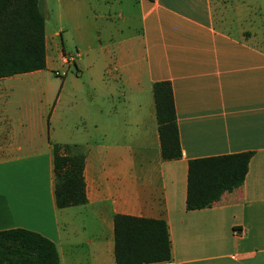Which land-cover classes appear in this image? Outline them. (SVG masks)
Instances as JSON below:
<instances>
[{"label":"crops","instance_id":"0c3cea01","mask_svg":"<svg viewBox=\"0 0 264 264\" xmlns=\"http://www.w3.org/2000/svg\"><path fill=\"white\" fill-rule=\"evenodd\" d=\"M44 3L46 66L64 52L63 31H73L77 71L40 108L38 95L10 107L18 102L0 83V229L49 237L60 264H116L114 215L162 218L171 258L140 264H264V32L244 2ZM159 80L172 87L178 158L161 157ZM54 143L85 154V203L57 206ZM239 151H252L243 183L187 209L188 161Z\"/></svg>","mask_w":264,"mask_h":264},{"label":"trees","instance_id":"16d2710c","mask_svg":"<svg viewBox=\"0 0 264 264\" xmlns=\"http://www.w3.org/2000/svg\"><path fill=\"white\" fill-rule=\"evenodd\" d=\"M44 0H0V77L46 67ZM152 92L161 157L182 155L170 81L153 82ZM54 193L58 207L87 201L85 154L68 144L54 143ZM252 151L192 158L188 161L186 208L213 205L222 193L240 186ZM116 264H140L171 258L165 219L116 213ZM0 264H60L56 243L42 233L24 228L0 229Z\"/></svg>","mask_w":264,"mask_h":264},{"label":"rangeland","instance_id":"374dc122","mask_svg":"<svg viewBox=\"0 0 264 264\" xmlns=\"http://www.w3.org/2000/svg\"><path fill=\"white\" fill-rule=\"evenodd\" d=\"M243 1L245 6L247 7V15L244 11L246 17H251L252 21L256 22V26H259L261 31L264 32V0H240ZM232 3V2H231ZM242 3V2H241ZM233 5V4H232ZM41 9L44 13V16L47 17L46 4H41ZM228 14L233 15V8L231 4L228 7ZM249 14V15H248ZM222 15V14H221ZM214 19L217 24H223V17L215 14ZM54 20V19H53ZM53 20L49 23V27L54 26ZM51 24V26H50ZM73 31H63V35L65 36V48L64 53L69 54L76 51V46L72 41ZM58 42L61 43L60 35L57 36ZM60 60H56L53 63H50L43 69L34 70L30 72L17 73L14 75H8L2 77L0 79V83L4 85V91L10 94V98L16 100L18 103H10L9 106L15 109H18L19 106H25L24 102L30 103V100H36L38 95V102L35 103V106L38 108L41 107L40 100L43 99L45 101L47 92L51 90H57L59 87L60 81L63 79L65 75H69L70 73H75L76 67L73 63L68 66L67 64L61 63ZM58 71L56 73L55 71ZM86 75V72H83ZM44 94V96L42 95ZM45 105V113H47L50 108L49 104ZM45 113L43 117V122H45Z\"/></svg>","mask_w":264,"mask_h":264},{"label":"built area","instance_id":"2783aa9c","mask_svg":"<svg viewBox=\"0 0 264 264\" xmlns=\"http://www.w3.org/2000/svg\"><path fill=\"white\" fill-rule=\"evenodd\" d=\"M76 54H77V51L72 52V53H69V54H66V53L63 52L60 55V59H61V61L64 64H67L68 65L69 63H71V62H73L75 60ZM55 72L58 73L57 70ZM236 232H238V231L236 230Z\"/></svg>","mask_w":264,"mask_h":264}]
</instances>
